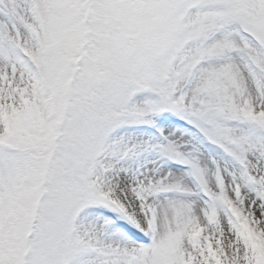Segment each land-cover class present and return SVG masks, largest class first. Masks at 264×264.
<instances>
[{
	"label": "snow or ice",
	"instance_id": "snow-or-ice-1",
	"mask_svg": "<svg viewBox=\"0 0 264 264\" xmlns=\"http://www.w3.org/2000/svg\"><path fill=\"white\" fill-rule=\"evenodd\" d=\"M0 264H264V0H0Z\"/></svg>",
	"mask_w": 264,
	"mask_h": 264
}]
</instances>
